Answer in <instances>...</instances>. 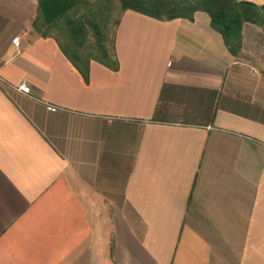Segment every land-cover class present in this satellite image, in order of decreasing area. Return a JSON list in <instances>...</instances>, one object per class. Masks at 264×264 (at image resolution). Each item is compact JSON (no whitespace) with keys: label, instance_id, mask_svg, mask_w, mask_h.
<instances>
[{"label":"crops","instance_id":"1","mask_svg":"<svg viewBox=\"0 0 264 264\" xmlns=\"http://www.w3.org/2000/svg\"><path fill=\"white\" fill-rule=\"evenodd\" d=\"M38 6L0 0V264H264L262 27L128 9L86 79Z\"/></svg>","mask_w":264,"mask_h":264},{"label":"trees","instance_id":"2","mask_svg":"<svg viewBox=\"0 0 264 264\" xmlns=\"http://www.w3.org/2000/svg\"><path fill=\"white\" fill-rule=\"evenodd\" d=\"M136 10L159 19L177 17L193 20L199 11L207 12L211 24L219 30L231 52L242 47L245 22L262 27L264 4L253 0H39L34 27L44 36H53L86 79L90 61L95 59L116 68L115 33L122 14ZM114 35L109 42L108 26L114 13ZM93 30L95 39L89 41Z\"/></svg>","mask_w":264,"mask_h":264},{"label":"rangeland","instance_id":"3","mask_svg":"<svg viewBox=\"0 0 264 264\" xmlns=\"http://www.w3.org/2000/svg\"><path fill=\"white\" fill-rule=\"evenodd\" d=\"M119 12L118 11H114L111 20L109 21V26H108V38H109V42L111 41L113 35H114V31L116 28L115 25V19L118 17ZM95 39V35L93 30H90L89 32V41L92 42Z\"/></svg>","mask_w":264,"mask_h":264},{"label":"built area","instance_id":"4","mask_svg":"<svg viewBox=\"0 0 264 264\" xmlns=\"http://www.w3.org/2000/svg\"><path fill=\"white\" fill-rule=\"evenodd\" d=\"M19 38H20L19 36L14 37V38H13V42L19 44ZM19 88H20L22 91L26 92V93H31V87H30V85L26 84L25 82H22V83L19 85ZM48 108H49V109H52V110H56V109H58L59 107H58V105H55V104H51V103H49V104H48Z\"/></svg>","mask_w":264,"mask_h":264}]
</instances>
